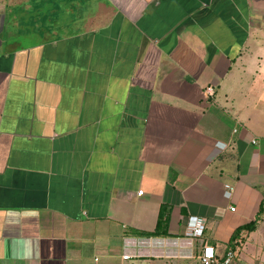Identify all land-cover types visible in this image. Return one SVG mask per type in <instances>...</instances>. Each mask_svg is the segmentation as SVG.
<instances>
[{"label": "crops", "instance_id": "1", "mask_svg": "<svg viewBox=\"0 0 264 264\" xmlns=\"http://www.w3.org/2000/svg\"><path fill=\"white\" fill-rule=\"evenodd\" d=\"M32 1L0 0V264H264V0H42L30 26Z\"/></svg>", "mask_w": 264, "mask_h": 264}, {"label": "built area", "instance_id": "2", "mask_svg": "<svg viewBox=\"0 0 264 264\" xmlns=\"http://www.w3.org/2000/svg\"><path fill=\"white\" fill-rule=\"evenodd\" d=\"M254 142V141H253ZM223 195L226 198H230L233 193V186L228 183L223 185ZM142 190L137 191V195H140ZM230 210H234L233 207ZM204 224L201 219L190 216L187 221V227L185 230L186 239L199 238L203 234ZM188 242V240H187ZM126 257V256H125ZM199 264H236L235 252L231 247H228L222 257H217L215 249L210 244H204L202 251L198 256Z\"/></svg>", "mask_w": 264, "mask_h": 264}, {"label": "rangeland", "instance_id": "3", "mask_svg": "<svg viewBox=\"0 0 264 264\" xmlns=\"http://www.w3.org/2000/svg\"><path fill=\"white\" fill-rule=\"evenodd\" d=\"M21 1H26V0H21ZM43 4L42 0H33L32 4H30L28 7H21L20 5L15 7V12L16 14L18 13L19 15H22L23 17L30 18V26H32L35 21V14L43 9ZM68 16V11L66 14H63V16Z\"/></svg>", "mask_w": 264, "mask_h": 264}, {"label": "trees", "instance_id": "4", "mask_svg": "<svg viewBox=\"0 0 264 264\" xmlns=\"http://www.w3.org/2000/svg\"><path fill=\"white\" fill-rule=\"evenodd\" d=\"M260 210H262V208H260ZM254 225H255V221H251L247 225L237 229V232H240L242 229L251 230L254 227ZM160 227H161L160 223H157L155 230L152 231L151 233H140V234L142 236H157V235L163 234Z\"/></svg>", "mask_w": 264, "mask_h": 264}]
</instances>
